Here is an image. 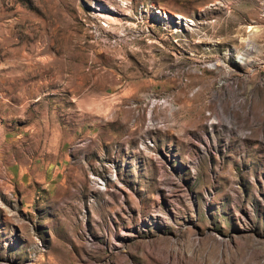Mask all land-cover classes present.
I'll use <instances>...</instances> for the list:
<instances>
[{
    "label": "rangeland",
    "instance_id": "rangeland-1",
    "mask_svg": "<svg viewBox=\"0 0 264 264\" xmlns=\"http://www.w3.org/2000/svg\"><path fill=\"white\" fill-rule=\"evenodd\" d=\"M0 264H264V0H0Z\"/></svg>",
    "mask_w": 264,
    "mask_h": 264
},
{
    "label": "bare ground",
    "instance_id": "bare-ground-1",
    "mask_svg": "<svg viewBox=\"0 0 264 264\" xmlns=\"http://www.w3.org/2000/svg\"><path fill=\"white\" fill-rule=\"evenodd\" d=\"M113 19H109V21H112ZM256 29L254 28V27H251L250 28V32H253V31H255ZM214 66H216V65H213V66H211V67H214Z\"/></svg>",
    "mask_w": 264,
    "mask_h": 264
}]
</instances>
